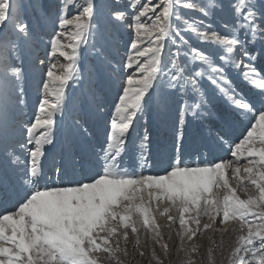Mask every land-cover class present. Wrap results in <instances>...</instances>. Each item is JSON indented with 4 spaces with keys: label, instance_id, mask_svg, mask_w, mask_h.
Returning <instances> with one entry per match:
<instances>
[{
    "label": "snow or ice",
    "instance_id": "6c2138e0",
    "mask_svg": "<svg viewBox=\"0 0 264 264\" xmlns=\"http://www.w3.org/2000/svg\"><path fill=\"white\" fill-rule=\"evenodd\" d=\"M21 7L0 0V264H124L130 235L164 264L156 246L168 255L161 229L173 226L184 264L206 231L220 234L209 264L226 238L228 264H264V0H57L47 30ZM109 24L127 32L115 50ZM26 54L38 75L28 118ZM153 113L173 118L164 155Z\"/></svg>",
    "mask_w": 264,
    "mask_h": 264
},
{
    "label": "rangeland",
    "instance_id": "374dc122",
    "mask_svg": "<svg viewBox=\"0 0 264 264\" xmlns=\"http://www.w3.org/2000/svg\"><path fill=\"white\" fill-rule=\"evenodd\" d=\"M112 0H97V3H111ZM19 4L22 6L20 11L24 15L26 19H28L30 24H39L40 28L43 30H47V20L44 18V12L46 10H54L57 4V0H19ZM187 15V13H186ZM100 23L102 25L106 24V20L101 18ZM107 34L109 35V39L112 43L113 50L116 48H120L124 42L127 40V32L120 28H113L110 24L107 25ZM44 40H47V36L44 37ZM193 43L195 40L193 39ZM33 49L38 51L40 57L44 58V50L45 44L43 42H36L33 46ZM62 62V61H61ZM84 64L85 65H94L96 64V58L91 53H86L84 56ZM24 68H25V79L23 82V86L25 88V105L23 109L24 118H28L31 116L34 110V102L36 100V83L38 79V75L36 70L30 65V58L26 54L24 56ZM96 92L98 97L103 99L106 103L111 102V98L114 96V90L112 88L111 82L106 78H100L97 80ZM71 94L78 98V102L83 99L81 96V89L79 87H75L70 89ZM213 103L216 105V110L220 113L225 111L226 106L223 101L213 100ZM148 127L152 133V152L158 155H164L172 151V141H173V118L163 115H156L153 113L148 117ZM143 125V121H141ZM196 130L195 124H189L185 127V141L188 144H191L193 135ZM97 138L99 140L103 139V131L102 127L98 131ZM202 152L209 153L211 151L210 148H202ZM128 158L126 157V160ZM158 221L163 225L165 220L163 217H158ZM173 228L162 227V233L164 237V241L169 246V253L167 256L162 255L161 250L158 246H156L157 255L161 256L164 264H184V252L179 250V239L176 235V232ZM171 234V235H170ZM209 237H213L217 245L220 242V234L216 233L213 236L211 231H206L203 235H199L194 239V243L198 246V253L195 254V264H209L207 258V250L212 246ZM135 237L129 236V241L127 244L128 249V257L124 258V264H155V261L150 260L149 258V250L150 244L146 243V239L144 237L141 238L139 248L144 251V256L137 255V247H134ZM187 241L184 242V246H188ZM229 244L230 240L225 239L223 251L220 247L215 249V264H228L226 259L229 252ZM123 246V245H122Z\"/></svg>",
    "mask_w": 264,
    "mask_h": 264
}]
</instances>
